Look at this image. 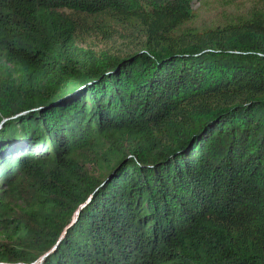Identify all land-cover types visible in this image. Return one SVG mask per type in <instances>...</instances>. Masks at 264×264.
<instances>
[{
    "label": "trees",
    "instance_id": "16d2710c",
    "mask_svg": "<svg viewBox=\"0 0 264 264\" xmlns=\"http://www.w3.org/2000/svg\"><path fill=\"white\" fill-rule=\"evenodd\" d=\"M194 19L0 0V264H264V12Z\"/></svg>",
    "mask_w": 264,
    "mask_h": 264
},
{
    "label": "rangeland",
    "instance_id": "374dc122",
    "mask_svg": "<svg viewBox=\"0 0 264 264\" xmlns=\"http://www.w3.org/2000/svg\"><path fill=\"white\" fill-rule=\"evenodd\" d=\"M193 1V9L195 12V19L193 23L190 25L194 27L196 30H203L214 28L216 26H223L230 23H236L240 19L249 18L250 14L255 12L256 10L264 12V4L260 0H192ZM83 21H87L88 23H92L93 25H87L88 31L90 34L80 33L78 38V43L83 46H94L101 47L103 46L100 43L101 38L99 36H91L96 31L97 23L102 24L99 26L103 28L107 23L106 16H100L96 18H85ZM138 40H135L133 43L129 44L131 49H135L138 44ZM120 40H111L107 44L108 49L110 51H116L121 48L119 45ZM93 177L96 179H102L105 175L102 174L101 170L97 168H91V172ZM27 183V182H26ZM22 190L26 191L24 193V199L29 192L28 183L22 186ZM21 199V200H24ZM0 240H4L3 236L0 234Z\"/></svg>",
    "mask_w": 264,
    "mask_h": 264
}]
</instances>
